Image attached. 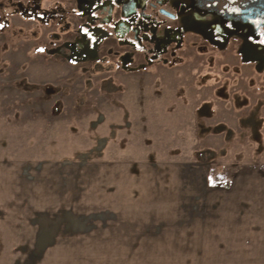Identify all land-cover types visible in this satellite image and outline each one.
<instances>
[{
	"label": "rangeland",
	"instance_id": "rangeland-1",
	"mask_svg": "<svg viewBox=\"0 0 264 264\" xmlns=\"http://www.w3.org/2000/svg\"><path fill=\"white\" fill-rule=\"evenodd\" d=\"M73 10V0H0V168L28 176L29 166L56 162H193L192 188L264 163L262 60L244 61L237 45L224 50L189 34L163 61L127 57L109 42L96 59L72 63L61 46L78 36ZM36 216L43 215L0 214V245L15 250L0 252V264H182L198 255L97 253V244L111 242L91 221L62 229ZM176 233L130 239L207 243Z\"/></svg>",
	"mask_w": 264,
	"mask_h": 264
},
{
	"label": "crops",
	"instance_id": "crops-1",
	"mask_svg": "<svg viewBox=\"0 0 264 264\" xmlns=\"http://www.w3.org/2000/svg\"><path fill=\"white\" fill-rule=\"evenodd\" d=\"M196 166L171 160L56 162L31 165L28 176L1 167L0 214L37 213L43 216L36 220L62 229L69 220L91 221L97 236L111 242L97 244V253L189 252L198 255L182 264H264V163L239 165L216 182L191 188ZM178 231L207 243L132 241ZM6 247L0 245V252L15 251ZM116 263L111 258L107 264Z\"/></svg>",
	"mask_w": 264,
	"mask_h": 264
},
{
	"label": "flooded vegetation",
	"instance_id": "flooded-vegetation-1",
	"mask_svg": "<svg viewBox=\"0 0 264 264\" xmlns=\"http://www.w3.org/2000/svg\"><path fill=\"white\" fill-rule=\"evenodd\" d=\"M81 26L61 50L72 63L96 59L105 43L150 63L174 56L189 34L228 49L244 61L264 62V0H73ZM126 57V59H127ZM257 66H261L259 63ZM260 68V67H259Z\"/></svg>",
	"mask_w": 264,
	"mask_h": 264
},
{
	"label": "snow or ice",
	"instance_id": "snow-or-ice-1",
	"mask_svg": "<svg viewBox=\"0 0 264 264\" xmlns=\"http://www.w3.org/2000/svg\"><path fill=\"white\" fill-rule=\"evenodd\" d=\"M0 27H2V25H0Z\"/></svg>",
	"mask_w": 264,
	"mask_h": 264
}]
</instances>
